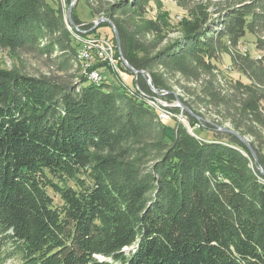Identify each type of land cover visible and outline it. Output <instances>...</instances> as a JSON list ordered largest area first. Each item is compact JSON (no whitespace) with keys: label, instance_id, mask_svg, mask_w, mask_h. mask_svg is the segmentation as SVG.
<instances>
[{"label":"trees","instance_id":"1","mask_svg":"<svg viewBox=\"0 0 264 264\" xmlns=\"http://www.w3.org/2000/svg\"><path fill=\"white\" fill-rule=\"evenodd\" d=\"M84 1L109 18L123 58L155 89L194 82L185 106L232 111L235 130L257 138L264 56L242 55L239 46L251 34L264 51V0H227L214 29L201 12L163 48L160 23L131 22L148 0ZM73 23L92 29L76 16ZM74 25L60 0H0V50L39 52L61 72L0 70V264H264L263 145L251 143L256 162L235 136L206 141L180 122L170 128L138 92L91 83ZM223 51L248 85L236 82L234 91L219 80ZM122 70L150 93V79Z\"/></svg>","mask_w":264,"mask_h":264},{"label":"rangeland","instance_id":"2","mask_svg":"<svg viewBox=\"0 0 264 264\" xmlns=\"http://www.w3.org/2000/svg\"><path fill=\"white\" fill-rule=\"evenodd\" d=\"M108 4L118 3L120 0H105ZM125 1H136V0H125ZM62 7L65 10L66 19H68V11L73 3V0H60ZM227 6V0H148L143 4L142 9L135 10V13L132 15L133 18L131 20L132 24L138 28L146 26L150 22L160 23L165 29V37L160 39V47H166L168 45L174 44V42L179 41L182 39L184 34L186 33L187 29L191 24H194L195 18L200 16L201 12L206 13L209 16V21L207 22V27L209 28H217L219 26L220 20L222 18L223 11ZM199 12V13H198ZM77 17L79 21L82 22V25H89L92 27L91 30L96 28H100L98 34L100 36H106L108 38H113V29L109 23L100 22L98 21L101 19H109L104 15L94 16L91 13V10L87 7L84 0L77 1V7H74L72 12V19ZM197 16V17H196ZM103 26V28H101ZM77 30V33L80 32L82 35L88 34L87 31H81L80 28L74 26ZM82 37V36H81ZM88 36L85 35L83 38H87ZM89 37H92V34H89ZM96 37V36H95ZM146 39L149 42H157V37L155 33H149L146 36ZM239 50L242 55H249L252 58H261L264 56V51H260L256 47L255 37L251 34H247L246 37L240 42ZM114 53H117V56L120 57V51L118 49V45L115 48ZM123 58V56H121ZM79 62V59H78ZM98 64V63H95ZM105 64V63H100ZM99 69L98 71H105L103 76V81L100 83L95 84H102L108 83L113 85H123V87L130 89L131 85L135 86L136 78L127 74L123 70L122 73H118L117 68L114 66H109L110 69L108 70V66ZM82 67V74L84 75L83 64ZM218 67V78L221 82L233 83L230 85L231 90H234V86L236 87V82H243L244 85H248V79L238 70L232 68V63L230 56L226 52L221 53V60L217 62ZM0 70H7L13 71L20 74H25L28 76H44V75H61V72H58L57 67L51 63L45 56L41 55L39 52H18V53H11L8 50H0ZM97 69H95L96 71ZM113 71V72H112ZM118 74H117V73ZM148 79H150L149 84L152 86L151 78L145 74ZM85 76V75H84ZM86 77V76H85ZM171 77H169L170 79ZM168 79V78H167ZM125 83V84H123ZM153 87V86H152ZM197 85L194 82H186L184 80L171 79L169 84V91H160L158 89V93L165 95V100L163 102L167 103L169 106H175L176 109L180 108V100L184 99L187 101L189 95L193 94ZM187 88V89H185ZM136 90V89H135ZM188 90V91H187ZM235 91V90H234ZM171 96H174L176 99L172 100L169 99ZM152 102L153 106H159L160 103H154V100H150L149 103ZM154 104V105H153ZM183 104V103H182ZM149 105V106H150ZM150 106V107H151ZM151 107V108H152ZM160 107H165L160 105ZM186 107L190 110L191 115L196 117L199 121L197 124H190L185 117V111H183V118L179 119V115L172 117L171 120L167 121V125L170 128L175 127L177 122L182 123L186 129L191 133L193 136H196L200 139L206 141H216L218 140L219 130L220 128L229 129L232 131L235 130V124L231 121L229 114L231 112H227L225 110L218 111L217 109L200 106L198 108H189L187 105ZM175 109V108H174ZM181 109V108H180ZM262 113L264 116V102L262 105ZM174 113V111H172ZM181 112V111H180ZM179 112V113H180ZM175 114V113H174ZM233 114V113H232ZM236 116V115H235ZM208 126H211V129ZM256 128V132L258 133L257 138L253 135H245L250 143L254 142L255 144L263 145L261 152L264 156V125L253 124ZM218 131V132H217ZM223 133V132H221ZM51 196L54 197L55 203H59L60 199L58 196H54L52 192H50ZM7 264H18L17 261H8Z\"/></svg>","mask_w":264,"mask_h":264},{"label":"built area","instance_id":"3","mask_svg":"<svg viewBox=\"0 0 264 264\" xmlns=\"http://www.w3.org/2000/svg\"><path fill=\"white\" fill-rule=\"evenodd\" d=\"M92 31V30H91ZM89 31V34L95 35L96 36V44L90 45V46H82L79 44V50H81V55L83 57L84 61H88V71H86V77L91 83H97V77L98 76H104L105 71H95V69H92L95 63H104V62H112V65L114 68H117L118 73H122L121 70L122 68L126 69V66L124 64L123 58L120 56H117V53H114V46L115 45L114 41L112 38L108 37H102L97 33H91ZM148 85L150 87V93L145 92L142 88L139 87V85L136 83L135 86L131 85L130 89H127L129 93H132V89H140L142 92V98L145 97H154V103H160V105L165 106V116L166 121H169L171 119L167 118V111H174L175 106L171 107L167 103L163 102L166 97L165 95H162L161 93H158V90H156L154 87H152L149 84L148 80ZM183 111L179 113V119L183 118ZM186 118V116L184 117ZM187 119V118H186Z\"/></svg>","mask_w":264,"mask_h":264},{"label":"water","instance_id":"4","mask_svg":"<svg viewBox=\"0 0 264 264\" xmlns=\"http://www.w3.org/2000/svg\"><path fill=\"white\" fill-rule=\"evenodd\" d=\"M78 0H73V3L71 4L70 8H69V11H68V19L70 21V23L72 25H74L73 23V19H72V12H73V9H74V6L75 4L77 3ZM100 22H106V23H109L110 26L112 27L113 29V34H114V37L116 39V42H117V45H118V49L120 51V54L122 56V53H121V48L119 47L120 46V36H119V33L117 31V29L115 28V26L113 25V23L110 21V20H107V19H101L98 21L97 24H99ZM75 26V25H74ZM96 28H94L93 30H95ZM123 61H124V64L127 68V70H130L132 73H135L136 75H143L145 77V79H147L146 75L144 74L143 71H137V70H134L131 65L123 58ZM180 108L185 111L186 113L190 114V110L182 103H180ZM199 119V118H198ZM218 130L220 132H223L225 134H230L232 136H235L245 147L246 149L249 150V152L251 153V155L254 157V159L256 160V162H258V157H257V154L252 146V144L249 142V140L247 139L246 136H243L241 135L239 132H236V131H232V130H229V129H224V128H220L218 126ZM261 172L262 169H260Z\"/></svg>","mask_w":264,"mask_h":264},{"label":"bare ground","instance_id":"5","mask_svg":"<svg viewBox=\"0 0 264 264\" xmlns=\"http://www.w3.org/2000/svg\"><path fill=\"white\" fill-rule=\"evenodd\" d=\"M87 34V33H86ZM88 35V34H87ZM82 36V35H81ZM81 36H79L78 37V40H80V43H81V45L82 46H90V45H94V44H96V37L95 36H92V37H87V38H83V37H81ZM85 37V36H84ZM79 45V44H78ZM115 48H116V46H114V51H115ZM78 54V59H79V62L81 63V64H83V69H85L84 70V75L86 76V71H88V61H84L83 60V57H82V55H81V50H79V52L77 53ZM105 64H107L106 66H113L112 65V62H104ZM104 64V65H105ZM98 66V65H97ZM108 66V67H109ZM110 66V67H111ZM105 66H103V68H104ZM110 67L108 68V70L110 69ZM99 69H97L96 71H98ZM100 70H101V68H100ZM111 70V69H110ZM113 72V71H112ZM83 73V72H82ZM117 73V72H116ZM118 74V73H117ZM103 76H98L97 77V83H100V82H102L103 81ZM150 81V80H149ZM95 84V83H94ZM123 84H125V83H123ZM123 86V85H122ZM128 89V88H127ZM132 92H138V94H140L141 96H142V92H141V90L140 89H132ZM134 94V93H133ZM136 95V94H135ZM145 99V101H146V103L148 104V105H152V102L151 103H149L150 102V100H153L154 99V97H145L144 98ZM150 105V106H151ZM154 105V104H153ZM152 107V106H151ZM165 107V106H164ZM152 109L153 110H155L156 112H157V115H158V118L160 119V120H162V121H165V122H167L166 121V117L165 116H163V115H165V109H163V107H160V105L159 106H153L152 107ZM155 112V113H156ZM167 113V118H169V119H171L172 117H175L176 118V114H174L172 111H167L166 112Z\"/></svg>","mask_w":264,"mask_h":264}]
</instances>
